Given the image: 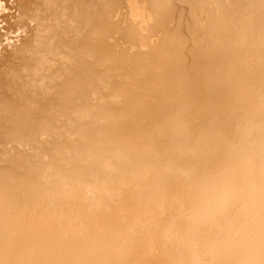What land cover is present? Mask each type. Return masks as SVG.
<instances>
[{"label": "bare ground", "instance_id": "1", "mask_svg": "<svg viewBox=\"0 0 264 264\" xmlns=\"http://www.w3.org/2000/svg\"><path fill=\"white\" fill-rule=\"evenodd\" d=\"M13 1L0 264H264V0Z\"/></svg>", "mask_w": 264, "mask_h": 264}, {"label": "rangeland", "instance_id": "2", "mask_svg": "<svg viewBox=\"0 0 264 264\" xmlns=\"http://www.w3.org/2000/svg\"><path fill=\"white\" fill-rule=\"evenodd\" d=\"M2 2H3V4H4V6H6V7H3V12L4 13H8L9 15L11 14V13H13L14 12V10L16 9V3H15V1H13V0H9V1H7V0H1ZM10 3H11V5H10ZM12 3H13V5H12ZM8 7V8H7ZM13 7V8H12ZM9 9V10H8ZM6 18H8V17H6ZM8 20V19H7ZM6 22V23H5ZM5 23V24H4ZM9 26L8 25V22L6 21V19H4L3 20V16H2V18L0 17V33H1V36L4 38H2V37H0V39H1V45H0V47L2 48L3 46H4V44L6 45V43H7V41H9V39H11L10 37H9V34H10V36L11 35H13L14 34V32H11L12 30L14 31V29H18V28H16L17 27V25H13V26H11V30H10V32L9 31H7L8 29V27L7 26ZM13 27H15V28H13ZM8 36V37H7ZM7 39V40H6Z\"/></svg>", "mask_w": 264, "mask_h": 264}]
</instances>
